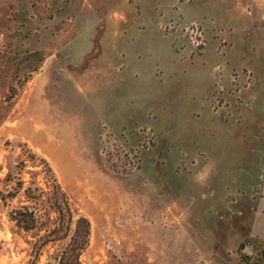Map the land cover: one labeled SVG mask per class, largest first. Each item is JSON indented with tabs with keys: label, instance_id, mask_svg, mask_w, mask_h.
<instances>
[{
	"label": "rangeland",
	"instance_id": "obj_1",
	"mask_svg": "<svg viewBox=\"0 0 264 264\" xmlns=\"http://www.w3.org/2000/svg\"><path fill=\"white\" fill-rule=\"evenodd\" d=\"M40 158L82 264H264V0H0V264H56L1 198Z\"/></svg>",
	"mask_w": 264,
	"mask_h": 264
},
{
	"label": "trees",
	"instance_id": "obj_2",
	"mask_svg": "<svg viewBox=\"0 0 264 264\" xmlns=\"http://www.w3.org/2000/svg\"><path fill=\"white\" fill-rule=\"evenodd\" d=\"M36 157L35 154H33ZM31 184L19 178L16 187L8 193L1 192V198L7 202L18 197L21 191V201L9 212L15 225L27 232L44 231L35 243L36 254L39 256L48 244H58L55 254L56 264H82L81 254L89 244L91 222L77 214L72 207L70 198L58 179L53 167L46 158L33 161ZM27 166L26 162H23ZM44 173L43 183L36 182V174ZM10 180V173H9Z\"/></svg>",
	"mask_w": 264,
	"mask_h": 264
},
{
	"label": "crops",
	"instance_id": "obj_3",
	"mask_svg": "<svg viewBox=\"0 0 264 264\" xmlns=\"http://www.w3.org/2000/svg\"><path fill=\"white\" fill-rule=\"evenodd\" d=\"M260 227L264 230V216L260 217Z\"/></svg>",
	"mask_w": 264,
	"mask_h": 264
},
{
	"label": "clouds",
	"instance_id": "obj_4",
	"mask_svg": "<svg viewBox=\"0 0 264 264\" xmlns=\"http://www.w3.org/2000/svg\"><path fill=\"white\" fill-rule=\"evenodd\" d=\"M201 179H202V177H201Z\"/></svg>",
	"mask_w": 264,
	"mask_h": 264
}]
</instances>
